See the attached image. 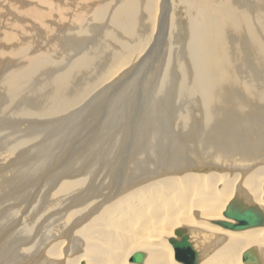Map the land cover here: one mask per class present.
I'll return each mask as SVG.
<instances>
[{
    "label": "bare ground",
    "instance_id": "1",
    "mask_svg": "<svg viewBox=\"0 0 264 264\" xmlns=\"http://www.w3.org/2000/svg\"><path fill=\"white\" fill-rule=\"evenodd\" d=\"M233 201L264 212V0H0V264H184L181 228L264 264Z\"/></svg>",
    "mask_w": 264,
    "mask_h": 264
},
{
    "label": "water",
    "instance_id": "2",
    "mask_svg": "<svg viewBox=\"0 0 264 264\" xmlns=\"http://www.w3.org/2000/svg\"><path fill=\"white\" fill-rule=\"evenodd\" d=\"M225 214L230 218L237 220V223L228 221H215L217 224H221L223 227H228L234 230H241L251 227H257V225L264 224V212H262L257 206L253 205H236L233 201L229 204L225 210ZM176 234L180 239H171L173 247L175 248V258L184 264H198L197 256L198 252L190 242L189 234L185 228L177 229ZM144 252H135L129 258L130 262L141 263L145 258ZM242 261L245 263H260L257 252L253 249H247L242 255Z\"/></svg>",
    "mask_w": 264,
    "mask_h": 264
},
{
    "label": "rangeland",
    "instance_id": "3",
    "mask_svg": "<svg viewBox=\"0 0 264 264\" xmlns=\"http://www.w3.org/2000/svg\"><path fill=\"white\" fill-rule=\"evenodd\" d=\"M168 35V34H167ZM167 35L165 36V38H163L164 40L162 41V43H161V45H163V47L164 46H166V42H168V39H167ZM43 41V40H42ZM46 42V41H45ZM165 42V43H164ZM46 45H48V46H51V45H53L52 43H50V45L48 44V42H46ZM158 45H160V44H158ZM158 45H156V48H155V50L153 51V55H152V57H151V59L153 60H151V59H147L146 61H145V63H143L144 65H145V67H144V65H140L139 66V69L141 70H139L138 71V73L143 77L144 76V74H145V72L147 71V70H145V69H147V67L148 66H150L151 65V63L152 64H155V63H157V61H159L160 60V57H161V54H160V52H162L161 51V45H160V47L158 46ZM159 48V49H158ZM158 49V50H157ZM142 73V74H141ZM139 76V75H138ZM140 99H142V97H140ZM140 99H139V102L138 101H136V103H138L137 104V107H136V113H134V114H139L140 113V109L139 108H141V103H140ZM139 104H140V106H139ZM139 110V111H138ZM132 115L131 116V118H130V123H129V126H132V128L134 129V127L136 126V124L134 123V122H136V121H139L140 122V119H139V117H138V115ZM134 116V117H133ZM133 117V118H132ZM136 117H138V119L136 118ZM135 118V119H134ZM137 119V120H136ZM134 121V122H133ZM133 122V123H132ZM182 140H184L183 142H185L186 141V139L185 138H181V140L180 141H182ZM13 157H15V156H12V158ZM11 158V159H12ZM40 185H42V186H44V183H41ZM46 191H48V188L43 192V193H39L38 194V197H39V199H38V201H37V205H38V202H39V200L41 199V198H43V197H45V200L47 201H50V198H51V194H47L46 195ZM43 194V195H42ZM48 197V198H47ZM46 201H45V203H46ZM47 209V208H46ZM44 210V212H46L47 210ZM57 210V209H56ZM29 212V211H28ZM56 216V213H54V214H52V218L53 217H55ZM24 218V217H23ZM206 234H208V236L206 235ZM191 237H192V240L194 241V243H196V245H199L200 244V241H202L203 242V240H204V238L205 237H210V233H205V231L204 230H200V231H195V230H192V233H191ZM209 240V239H208ZM246 264V263H245Z\"/></svg>",
    "mask_w": 264,
    "mask_h": 264
}]
</instances>
